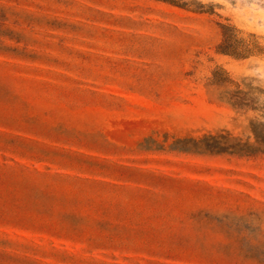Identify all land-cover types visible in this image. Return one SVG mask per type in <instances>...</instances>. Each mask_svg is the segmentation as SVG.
<instances>
[{
  "label": "rangeland",
  "instance_id": "rangeland-1",
  "mask_svg": "<svg viewBox=\"0 0 264 264\" xmlns=\"http://www.w3.org/2000/svg\"><path fill=\"white\" fill-rule=\"evenodd\" d=\"M0 264H264V0H0Z\"/></svg>",
  "mask_w": 264,
  "mask_h": 264
}]
</instances>
